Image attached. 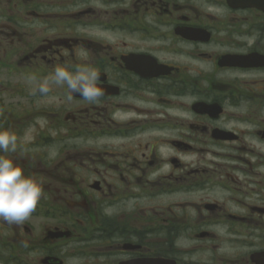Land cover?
<instances>
[{
	"label": "flooded vegetation",
	"instance_id": "1",
	"mask_svg": "<svg viewBox=\"0 0 264 264\" xmlns=\"http://www.w3.org/2000/svg\"><path fill=\"white\" fill-rule=\"evenodd\" d=\"M0 126L44 192L0 264H264V0H0Z\"/></svg>",
	"mask_w": 264,
	"mask_h": 264
},
{
	"label": "clouds",
	"instance_id": "2",
	"mask_svg": "<svg viewBox=\"0 0 264 264\" xmlns=\"http://www.w3.org/2000/svg\"><path fill=\"white\" fill-rule=\"evenodd\" d=\"M99 80L100 74L94 67L57 66L47 79L33 84V92L44 96L50 92L51 85L66 86L71 94L69 98L78 95L90 104H97L104 95ZM16 150L17 136L9 128L0 126V220L9 224L26 221L44 195L42 182L25 175L19 163L6 155ZM56 155V151L52 150L49 158ZM117 210L115 206L103 209L106 215H112Z\"/></svg>",
	"mask_w": 264,
	"mask_h": 264
}]
</instances>
